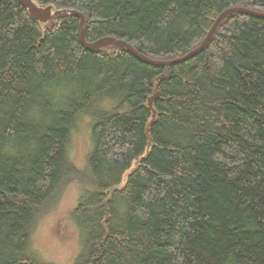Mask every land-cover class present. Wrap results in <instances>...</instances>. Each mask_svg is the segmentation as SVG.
Returning a JSON list of instances; mask_svg holds the SVG:
<instances>
[{
    "label": "trees",
    "instance_id": "trees-1",
    "mask_svg": "<svg viewBox=\"0 0 264 264\" xmlns=\"http://www.w3.org/2000/svg\"><path fill=\"white\" fill-rule=\"evenodd\" d=\"M33 1L82 14L87 42L156 60L196 49L229 8L264 13V0ZM79 36L75 15L40 26L0 0V264H50L31 237L70 178L89 186L70 213L73 264H264V19L228 15L169 68ZM99 103L85 175L69 138Z\"/></svg>",
    "mask_w": 264,
    "mask_h": 264
},
{
    "label": "rangeland",
    "instance_id": "rangeland-1",
    "mask_svg": "<svg viewBox=\"0 0 264 264\" xmlns=\"http://www.w3.org/2000/svg\"><path fill=\"white\" fill-rule=\"evenodd\" d=\"M98 105L95 113L80 116L71 131L68 146L70 164L83 174H87V156L93 149L92 125L101 109L108 105ZM105 106V107H104ZM129 171L124 175V183ZM89 189L86 181L75 178L66 180L60 193L43 209L45 211L36 223L31 237L30 249L37 257L50 264H73L80 249L79 233L70 213L77 207L84 191Z\"/></svg>",
    "mask_w": 264,
    "mask_h": 264
},
{
    "label": "water",
    "instance_id": "water-1",
    "mask_svg": "<svg viewBox=\"0 0 264 264\" xmlns=\"http://www.w3.org/2000/svg\"><path fill=\"white\" fill-rule=\"evenodd\" d=\"M23 9L26 10L28 16L32 21L37 23L40 26L47 25L50 21L54 20L60 15H75L79 19V30H80V36L79 40L82 45V47L89 51V52H95L99 51L101 49L115 46L119 47L123 50H125L128 54L142 62L143 64L154 66V67H164L169 68L171 66H174L176 64L183 63L189 59H191L193 56L201 53L205 48L208 46L210 40L212 39L214 31H216L218 25L220 22L227 17L230 14L233 13H241L246 14L254 18L264 19V13L254 11L250 8H243V7H232L224 12H222L212 27L210 28L207 36L204 38V40L201 42V44L194 50L190 51L188 54H186L183 57L176 58L173 60H156L151 59L150 57L138 52L135 48H133L129 43L118 40L113 37H104L101 39H98L94 42H87L85 39V17L78 13L77 11H71V10H55L52 6H46V7H40L38 6L33 0H15ZM159 93H156L155 97L149 100V108L152 111V116L155 118L156 112L153 108V99H158Z\"/></svg>",
    "mask_w": 264,
    "mask_h": 264
},
{
    "label": "bare ground",
    "instance_id": "bare-ground-1",
    "mask_svg": "<svg viewBox=\"0 0 264 264\" xmlns=\"http://www.w3.org/2000/svg\"><path fill=\"white\" fill-rule=\"evenodd\" d=\"M215 32V31H214ZM214 34V33H213ZM207 36V35H206Z\"/></svg>",
    "mask_w": 264,
    "mask_h": 264
}]
</instances>
